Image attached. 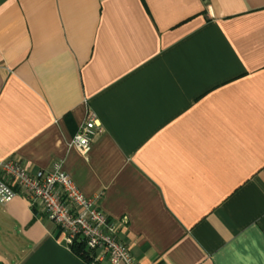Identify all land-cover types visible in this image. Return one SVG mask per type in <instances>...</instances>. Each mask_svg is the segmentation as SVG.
<instances>
[{
  "label": "crops",
  "instance_id": "0c3cea01",
  "mask_svg": "<svg viewBox=\"0 0 264 264\" xmlns=\"http://www.w3.org/2000/svg\"><path fill=\"white\" fill-rule=\"evenodd\" d=\"M7 158L60 163L139 264H264V0H0ZM0 264L88 259L18 195Z\"/></svg>",
  "mask_w": 264,
  "mask_h": 264
},
{
  "label": "built area",
  "instance_id": "2783aa9c",
  "mask_svg": "<svg viewBox=\"0 0 264 264\" xmlns=\"http://www.w3.org/2000/svg\"><path fill=\"white\" fill-rule=\"evenodd\" d=\"M102 130L96 115L88 111L69 144L81 154ZM23 196L30 208L54 223L71 248L82 244L88 264H139L126 243L117 238L118 222L96 205L99 195H84L55 162L52 169L30 173L18 158L0 161V204Z\"/></svg>",
  "mask_w": 264,
  "mask_h": 264
},
{
  "label": "trees",
  "instance_id": "16d2710c",
  "mask_svg": "<svg viewBox=\"0 0 264 264\" xmlns=\"http://www.w3.org/2000/svg\"><path fill=\"white\" fill-rule=\"evenodd\" d=\"M77 253L81 254V252L86 253L88 252L87 250H85V248L83 247L82 244H79L78 247L73 248ZM85 259H88L87 256L85 254H81Z\"/></svg>",
  "mask_w": 264,
  "mask_h": 264
}]
</instances>
